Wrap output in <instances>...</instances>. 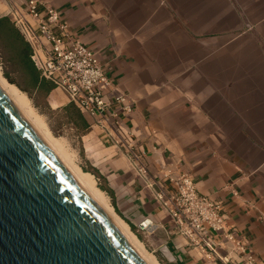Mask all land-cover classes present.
Masks as SVG:
<instances>
[{
  "label": "crops",
  "instance_id": "crops-1",
  "mask_svg": "<svg viewBox=\"0 0 264 264\" xmlns=\"http://www.w3.org/2000/svg\"><path fill=\"white\" fill-rule=\"evenodd\" d=\"M46 7L111 85L104 119L79 115L112 211L150 248L166 244L173 264H221L171 234L153 198L184 172L264 264V0H35ZM10 9L0 0V17Z\"/></svg>",
  "mask_w": 264,
  "mask_h": 264
},
{
  "label": "water",
  "instance_id": "water-1",
  "mask_svg": "<svg viewBox=\"0 0 264 264\" xmlns=\"http://www.w3.org/2000/svg\"><path fill=\"white\" fill-rule=\"evenodd\" d=\"M0 264H145L1 89Z\"/></svg>",
  "mask_w": 264,
  "mask_h": 264
},
{
  "label": "built area",
  "instance_id": "built-area-1",
  "mask_svg": "<svg viewBox=\"0 0 264 264\" xmlns=\"http://www.w3.org/2000/svg\"><path fill=\"white\" fill-rule=\"evenodd\" d=\"M6 1L11 4L8 18L29 44L30 59L40 77L81 114L104 119L111 85L94 53L68 33L54 8L46 7L42 16L35 11V0H27L22 7ZM121 109L128 113L130 106ZM167 182L168 189H160L153 198L165 209L171 234L221 264H255L247 241L226 223L220 205L196 190L188 174L167 176ZM150 224L144 219L136 231Z\"/></svg>",
  "mask_w": 264,
  "mask_h": 264
},
{
  "label": "bare ground",
  "instance_id": "bare-ground-1",
  "mask_svg": "<svg viewBox=\"0 0 264 264\" xmlns=\"http://www.w3.org/2000/svg\"><path fill=\"white\" fill-rule=\"evenodd\" d=\"M0 89L4 95L10 100L15 108L20 112L28 124L35 130L38 136L53 152V154L61 161L68 170L70 175L76 180L86 194L107 214L112 223L118 229L124 239L130 246L140 255L145 264H160L155 257L145 250L142 243L131 232L129 227L122 219H120L107 204L106 197L96 185L94 177L82 171L71 159L67 150L64 148L61 139L51 135L47 129L43 119L31 107L26 95L21 92L16 86L8 83L0 73Z\"/></svg>",
  "mask_w": 264,
  "mask_h": 264
},
{
  "label": "rangeland",
  "instance_id": "rangeland-1",
  "mask_svg": "<svg viewBox=\"0 0 264 264\" xmlns=\"http://www.w3.org/2000/svg\"><path fill=\"white\" fill-rule=\"evenodd\" d=\"M13 55L5 48L0 46V73L1 76L10 84L15 85L21 92H23L29 100L31 107L34 111L41 116L47 129L52 136L61 139L64 148L67 150L72 161L82 170L90 173L95 180L96 187L103 192L106 197L107 203L109 198L107 192L104 190V186L96 176V171L89 164V155L84 132H75V130L69 128L65 124L64 115L59 109L51 108L48 105V96L35 94L29 90L24 84L23 77L15 72L16 66ZM109 205V204H108ZM131 232L137 237L142 243L146 251L151 253L160 264H173L169 263L157 250L150 248L142 238L135 232L134 229H130Z\"/></svg>",
  "mask_w": 264,
  "mask_h": 264
},
{
  "label": "trees",
  "instance_id": "trees-1",
  "mask_svg": "<svg viewBox=\"0 0 264 264\" xmlns=\"http://www.w3.org/2000/svg\"><path fill=\"white\" fill-rule=\"evenodd\" d=\"M0 46L7 49L13 55L14 62L17 63L14 70L23 77L26 87L35 94L46 97L53 89V84L40 77L39 71L30 59L31 48L29 44L7 17H0ZM59 111L63 113L65 124L69 128L78 133L85 131L87 124L79 115V111L71 103H68L59 109ZM96 176L100 180L97 173Z\"/></svg>",
  "mask_w": 264,
  "mask_h": 264
}]
</instances>
